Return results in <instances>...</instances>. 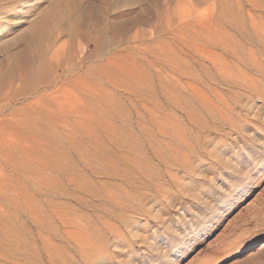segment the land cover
Returning <instances> with one entry per match:
<instances>
[{
  "label": "rangeland",
  "instance_id": "rangeland-1",
  "mask_svg": "<svg viewBox=\"0 0 264 264\" xmlns=\"http://www.w3.org/2000/svg\"><path fill=\"white\" fill-rule=\"evenodd\" d=\"M8 7L0 242L68 208L119 229L102 264H264V0H0ZM53 9L37 47L23 35ZM163 128L190 138L179 162L150 148L149 130ZM135 139L146 167L127 155Z\"/></svg>",
  "mask_w": 264,
  "mask_h": 264
},
{
  "label": "bare ground",
  "instance_id": "bare-ground-1",
  "mask_svg": "<svg viewBox=\"0 0 264 264\" xmlns=\"http://www.w3.org/2000/svg\"><path fill=\"white\" fill-rule=\"evenodd\" d=\"M34 1H36V0H34ZM74 2H77V0H74ZM20 4H23V3L20 2ZM67 6H65V7H67ZM13 8L14 7H11L9 9L1 8L0 9V20L6 19L8 17L6 14L13 11L12 10ZM6 9H7V11H5ZM195 12H194V14H195ZM55 13H56V9L49 10L48 12H44L43 14L39 15L36 19H33L32 20L33 23L30 24V28H29V30H27L28 33H26V34L24 33V35H23L24 38L29 39V40L31 39L33 42H35V46L37 45V47H38V44L40 45V41L42 40V38L45 35H47V37L49 35V38H50V34H48V33L52 32V30H53V29H51V31H50V27H52L51 24H56V23H52V19H53V16ZM184 18H185V16H184ZM54 19H55V17H54ZM201 19H203V18H201ZM195 28H196V26H195ZM3 29H4V25L0 26V31H2ZM54 31H56L55 27H54ZM33 42H32V44H33ZM42 42H43V40H42ZM31 46H34V45H31ZM37 47H34V48L37 49ZM31 48L33 49V47H31ZM32 49L29 50V47H28L27 50L31 52ZM36 49H33V50H36ZM35 53H34V55H35ZM39 54H41V53H39ZM250 54H253V52ZM254 58H255V56H254ZM254 58H253V56L252 57L250 56L251 60L249 59L248 62L251 63L253 61L254 64L257 63L254 61ZM35 59H37V57ZM16 60H15V62H18ZM32 60H34V59H32ZM256 65H259V64H256ZM186 98L187 97H183L182 103L184 102V100H187ZM209 98L208 97H197V99L200 102V103L199 102L198 103L201 104L204 107V110L209 113L210 118L225 120V115L221 113V111H223V110L217 112L218 106L216 105L217 108L214 107L213 106L214 100H211ZM197 99H195V100L197 101ZM217 99L219 102L218 103L219 106H220V103L224 107L227 106L226 99H224V98L221 99L220 97H217ZM188 100H189V98H188ZM171 101H173V99ZM188 102H190V101H188ZM188 102L186 104L190 105L191 103H188ZM173 103H174V101H173ZM192 104L190 106H192ZM183 105H181L180 107H182ZM220 109H221V107H220ZM197 110H199V109H197ZM165 122H166V120H165ZM205 122L206 121L203 120L201 123H205ZM181 127H183V126H181ZM183 129L184 128H182V130H180L181 132L179 131L177 133L176 131H174L175 133H173L172 130H171L172 132H170L168 130V128L166 130H165V128H163L164 131L161 130L162 132H159L158 135H155L156 133H154L156 130L154 131V129H150L151 130V131L149 130L150 148H153V149L155 148L154 153L156 155H159L163 159V161H165V162H168L170 160H175V162H179L180 161L179 157H182V154L180 155L179 149L182 146H184L185 148L190 147V145L188 143L190 138H188V135L182 133ZM184 132H186V131L184 130ZM128 137H127V139H128ZM131 139H132V136H131ZM131 139H129L130 142H131ZM135 141H136V139H135ZM132 142H134V140ZM135 143L134 144L131 143L132 145H130V143H129V145H126L127 143L122 144V145L123 146L124 145L129 146L127 149L131 153L127 154V155H131L134 152L137 153V151L140 153V155L138 154V156L137 155L135 156L136 162H137V165H139L140 167H143L146 165L147 161H145L146 163L144 162L145 165H143V166H142V163L139 162V161H141L140 159L144 158V157L140 158L139 156L143 155L144 153H142L143 151L141 149L139 151V147L137 146L139 141L136 144ZM174 143L176 145H174ZM122 145H120V146H122ZM126 146L123 148L126 149ZM133 156H134V154H133ZM135 157H133L132 159H129L128 162H133ZM147 166H148V164H147ZM149 168H150L149 171L150 170L155 171V170H153L154 168H152V167H149ZM152 177L153 176L150 175L151 179H152ZM154 178H156V177H153V179ZM156 179H158V178H156ZM246 186L244 185L242 191H244V189L247 188ZM240 187H242V186H240ZM132 199H134V198L132 197ZM220 206H223V202L220 203ZM108 214L111 215L112 213L108 212ZM42 216L43 215L40 214L38 219H37L39 222L37 225V231L34 234H31L29 229L24 225L22 226V228L20 226H19L20 228L15 227L14 228L15 230L19 228V232L21 234V238H19L16 242L14 241L15 238L12 237L14 231H12L11 228H9L7 226L10 229V231L12 232V236L8 235V237L5 240L2 238V240H4V241L0 242V264H102L103 262H105L107 260L106 259V256H107L106 248H107V246H109V243H110L109 242V235H111V234H118L119 235L120 234L119 229L117 227H115L113 224H109L106 221L98 223L97 222L98 220H95V219H101L98 215H97V217L95 216L94 220L92 221L91 220L92 218L87 217V216H79L75 210L74 211L69 210L68 208L64 209V210L55 209L53 212V216L50 217L49 219H47L46 222L44 221L43 222L44 224L43 223L40 224V220H43ZM112 216H114V215H112ZM10 227H12L11 224H10ZM10 231H9V233H10ZM16 232H17V230H16ZM4 234H6L5 229H4ZM7 234H8V230H7ZM17 234H19V233L17 232ZM30 235H32L31 238H30ZM4 237H5V235H4ZM10 237L14 238L13 241L10 240L11 239ZM172 248L176 249V251H177L176 254H180V253L182 254L186 250V248H184V246H182L180 244L172 245Z\"/></svg>",
  "mask_w": 264,
  "mask_h": 264
}]
</instances>
